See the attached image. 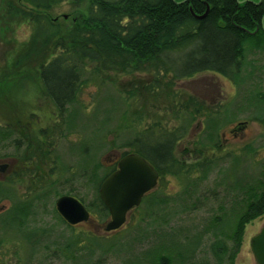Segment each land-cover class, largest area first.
<instances>
[{"label":"trees","instance_id":"16d2710c","mask_svg":"<svg viewBox=\"0 0 264 264\" xmlns=\"http://www.w3.org/2000/svg\"><path fill=\"white\" fill-rule=\"evenodd\" d=\"M21 1L29 6V11L18 8L9 12L33 23L32 43L38 48L53 46L39 64L40 80L60 116L68 114L70 132L76 128L81 130L85 142L80 145V153L88 150L89 138L85 131L91 126L98 145L90 147L97 150L107 134L118 136L121 129L126 128V133L132 129L125 120V108L118 111L115 123L108 124L111 121L108 116L115 112L117 104L112 95L106 97L102 90L107 84H112L116 90L117 74H150L153 81L142 94L159 91L163 81L186 80L203 72L219 73L239 88L249 85L258 88L264 78V59H254L256 55L264 58V0H90L87 17L81 26L71 29L68 42L58 38L60 26L49 13L62 3L75 4L82 0ZM90 84L97 86L96 98L92 97L93 111L85 122L80 118L84 110L90 108L79 100L83 89ZM257 92L252 93L250 100L264 113V95L257 97ZM118 93L130 108L125 97ZM188 99L184 106L177 105L182 114L180 125L143 123L130 141L121 140L124 147L141 155L157 169L160 183L169 175L180 180L181 189L174 197L164 193L149 194L142 201L143 207L140 208L141 204L134 210L137 211L134 215L144 210L147 216L153 217L148 225L139 227L135 236L137 243L150 241V246L142 252L141 258L135 261L128 258L124 264H196V253L205 242L212 263L201 260L204 262L197 264H235L244 226L264 215V168L257 177L249 178L239 170L243 162L241 156L235 155L231 165L219 172L220 177L228 181L216 184L222 189V198L216 190L207 193L198 189L214 172L215 158L206 155L201 159L203 164L192 169L200 172L202 179L189 180V169L174 156L179 140L188 133L195 119L190 105L187 106ZM226 115L231 118L233 112H225ZM220 122L214 114L206 118L204 146L211 143L219 146L216 132ZM9 133L0 128V138L5 140ZM91 164L81 167L91 169L87 179L94 183L101 166ZM114 170L111 164L108 173ZM103 178L95 182L98 189ZM8 197V190L0 182V202ZM94 201L104 217H108L109 212L98 193ZM18 205L13 206L11 214ZM203 210L207 213L202 225L196 226L191 220L179 224L183 217L191 219ZM29 215L30 208L24 215L14 217L19 221L7 216L3 219V228L7 220L12 222V227H23ZM28 236L31 241L35 233L30 232ZM92 242L96 243L94 239ZM71 243L65 244L69 254Z\"/></svg>","mask_w":264,"mask_h":264},{"label":"rangeland","instance_id":"374dc122","mask_svg":"<svg viewBox=\"0 0 264 264\" xmlns=\"http://www.w3.org/2000/svg\"><path fill=\"white\" fill-rule=\"evenodd\" d=\"M89 2L82 0L74 4L69 1L52 9L49 16L60 26L58 38H65L68 42L71 29L81 26L87 17ZM18 8L30 10L21 0H0V128L4 133L10 132L5 140L0 138V166L6 165L0 172V182L9 192V197L0 202V220L9 216L11 220L19 221L14 217L24 215L29 208L30 215L24 228L17 225L14 228L12 224H7L3 230L0 228V264H124L128 258L132 261L141 258L150 241L137 243L136 232L139 227L148 225L153 217L147 216L144 210L140 215H134L137 211H133L121 230L106 234L104 228L109 218L104 217V212L94 201L98 193V183L95 182L105 177L111 170V163L117 162L122 152L128 150L121 140L130 141L141 124L180 125L182 114L177 105L185 104L188 98L187 106L190 105L195 119L188 133L179 140L174 156L189 169V180L202 179L201 173L193 172L192 168L203 164L200 160L206 155L217 161L214 172L199 184L198 189L207 193L216 190L221 198L224 197L216 184L221 180L228 181L225 182L219 172L231 165L235 155L241 156L243 162L239 170L249 178L257 177L264 168V113L254 100H250L254 91L258 90L257 97L264 95V78L258 88H252L254 85L239 88L214 72H203L172 83L163 81L159 91L149 94H142V91L153 81L150 74H117L114 80L116 90L112 84L102 90L106 97L112 95L117 104L115 112L108 116L111 118L108 124L115 123L118 111L125 108V120L132 129L128 133L126 128L121 129L118 136L107 134L97 150L98 140L93 139L91 126L85 131L89 138L88 150L80 153V145L85 142L81 130L76 128L70 132L68 114L60 116L40 80L39 64L53 46L38 48L32 43L33 23L9 12ZM257 58L264 59L259 55L254 57ZM96 90L97 86L90 84L80 94L79 101L90 108L84 110L80 118L85 122L89 121L93 111ZM118 92L131 105L130 108ZM225 112H233V115L227 118ZM212 114L221 119L216 132L219 134L217 147L214 143L202 144L205 138L203 124ZM89 162L101 166L94 183L87 179L91 169L82 168ZM234 177L235 173L232 179ZM179 185V179L166 175L164 182L159 184L161 188H155L150 194L164 193L174 197L175 192L181 190ZM61 196H73L82 201L92 219L77 225L60 220L55 203ZM15 204L19 205L11 214ZM206 213L203 210L191 219L183 217L179 224L191 220L196 226L202 225ZM263 227L264 215L244 226L235 264H258L250 241ZM30 232L35 233L31 241L28 238ZM67 242H72L70 254L68 249L65 250ZM207 246L205 242L196 253V264L212 263Z\"/></svg>","mask_w":264,"mask_h":264},{"label":"water","instance_id":"95a60500","mask_svg":"<svg viewBox=\"0 0 264 264\" xmlns=\"http://www.w3.org/2000/svg\"><path fill=\"white\" fill-rule=\"evenodd\" d=\"M158 179L159 172L142 156L136 153L125 155L119 161L118 169L100 186V197L111 215L105 230L110 232L124 225L127 213L140 205L144 195L157 185ZM56 209L72 225L89 219L88 210L72 196L59 198ZM251 247L257 262L264 264V228L252 239Z\"/></svg>","mask_w":264,"mask_h":264},{"label":"flooded vegetation","instance_id":"af4514ba","mask_svg":"<svg viewBox=\"0 0 264 264\" xmlns=\"http://www.w3.org/2000/svg\"><path fill=\"white\" fill-rule=\"evenodd\" d=\"M5 167H6V165H5ZM4 170H5V168L3 170H1V166H0V172H3ZM5 224H12V222L7 220ZM3 225H4L3 220H0V228H2L1 230H3Z\"/></svg>","mask_w":264,"mask_h":264}]
</instances>
